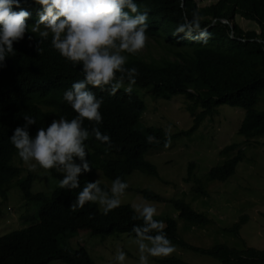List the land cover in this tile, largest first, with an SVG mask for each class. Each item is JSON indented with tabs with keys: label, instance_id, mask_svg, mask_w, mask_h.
<instances>
[{
	"label": "trees",
	"instance_id": "obj_1",
	"mask_svg": "<svg viewBox=\"0 0 264 264\" xmlns=\"http://www.w3.org/2000/svg\"><path fill=\"white\" fill-rule=\"evenodd\" d=\"M201 1L204 0H136L139 10L148 12L146 34L160 48L157 56L129 55L125 65L137 69L134 84L148 90L153 98L170 99L177 95L187 98L193 124L188 130L176 133L161 126L144 127L141 114L146 109V101L138 93H126L121 88L110 95L107 90L93 89L102 97L99 109L102 122L98 127L110 136L111 145L105 151L104 144L92 136L88 138L92 170L86 176L81 174V187L85 181L94 180L89 176L97 168L110 180L118 176L125 181L135 170L155 175V165L146 158L149 151L165 146L166 141L191 134L205 118L211 119L222 104L243 109L237 129L239 135L248 139L264 135V0H216L209 4H201ZM26 5L34 4L32 0H22L21 7ZM236 17L255 22L259 30H243ZM185 18L190 22L195 18L200 28L190 33L181 32L179 38L173 36L175 28ZM203 30H207L208 35L202 34ZM155 46L150 44L148 48ZM13 47L15 55L6 57L5 66L0 67V192L5 196L4 185L16 184L24 199L38 202L39 209L36 223L0 237V264H48L53 260L63 264H97L82 245L76 249L61 246L60 237L67 231L82 228L101 236L118 233L135 236L130 229L141 221L132 218L133 209L129 204H120L106 215L95 203L74 208L70 205L79 188L69 191L57 187L49 195L33 193L32 173L27 171L26 177H20L22 168L12 162L16 153L8 138L12 130L24 123L23 115L36 118V124L28 129L32 135L54 116L71 119L75 113L61 97L64 89L82 78V74L79 67L65 62L51 49L48 41L40 45L44 49L40 54L29 46L27 39L14 42ZM127 83L125 79L124 84ZM198 107H201L199 112L194 113ZM93 123L85 120L83 126L90 131ZM149 136L153 137L151 142L147 139ZM237 147V143L229 144L221 154L226 155ZM241 151L209 169L208 180H227L242 160ZM74 160L80 163L75 157ZM193 167L194 162H191L189 173ZM48 170L55 179L61 178L62 173ZM199 184L196 192L207 195L204 185ZM100 186L105 191L109 189L101 182ZM140 193L146 199H161L150 189H142ZM174 205L178 216L186 221L202 225L210 222L206 214L182 200L175 201ZM246 218L242 216L227 230L237 234ZM165 225L163 231L171 243L209 255L221 264H264V249H235L226 244L200 248L179 237L175 219L167 217ZM158 263L184 262L170 256L158 259Z\"/></svg>",
	"mask_w": 264,
	"mask_h": 264
},
{
	"label": "rangeland",
	"instance_id": "obj_2",
	"mask_svg": "<svg viewBox=\"0 0 264 264\" xmlns=\"http://www.w3.org/2000/svg\"><path fill=\"white\" fill-rule=\"evenodd\" d=\"M212 2L216 0H204L201 4ZM236 22L243 30H259L253 21L236 17ZM150 44L156 46L148 48ZM159 48L156 41L146 34L145 46L137 53L157 56ZM132 91L146 101V109L141 114V125L144 127L161 126L170 133H176L188 130L193 124V113L188 109L187 98L180 95L170 99L153 98L148 90L136 84L132 85ZM200 108H196L194 113H198ZM216 111L211 119L205 118L191 134L169 141L167 147L150 150L146 158L155 165L157 173L152 175L135 170L127 175L125 181L128 188L120 196L121 204L131 206L145 202L154 205L159 213L154 216L155 219L164 223L167 217L175 219L179 237L200 248L226 244L235 249H264V135L248 139L237 133L243 109L222 104ZM232 143H237L238 147L226 155L221 154L222 149ZM238 150H242V160L234 173L225 181L208 180L209 169L235 156ZM12 162L23 169L20 177H26L27 171H30L28 163L22 161L17 153ZM191 162H194V167L189 173ZM30 172L33 176V193L49 195L59 187L58 179L52 177L49 170L37 167ZM89 177L108 188L111 186L112 180L103 174L101 168L93 170ZM199 182L204 185L207 195L196 192ZM4 188L6 195L0 192V237L36 223L39 209L38 202L23 198L18 185L6 184ZM142 189L153 190L161 199L144 198L140 193ZM177 200L203 212L210 222L202 225L180 218L174 205ZM244 215L247 216L246 221L240 224L237 234L227 230ZM133 239L134 236L125 233L101 236L82 228L65 232L59 243L69 249L82 245L97 264H115L113 258L119 247L126 253L124 264H138L137 249L131 242ZM172 244L175 251L167 257H178L183 264H221L209 255ZM158 259L160 257H150L149 264H159ZM48 264L63 262L53 260Z\"/></svg>",
	"mask_w": 264,
	"mask_h": 264
},
{
	"label": "clouds",
	"instance_id": "obj_3",
	"mask_svg": "<svg viewBox=\"0 0 264 264\" xmlns=\"http://www.w3.org/2000/svg\"><path fill=\"white\" fill-rule=\"evenodd\" d=\"M21 3L22 0H0V67L5 66L6 57L15 55L14 42L27 39L29 46L40 54L44 51L40 45L48 41L50 48L65 62L79 67L82 78L74 80L62 93V101L75 113L71 119L54 116L32 135L28 129L36 124V118L23 115L24 123L12 130L9 141L20 159L28 163L30 171L37 167L55 169L62 173L59 188L80 189L71 207L96 203L106 215L120 206V196L128 184L117 176L107 191L96 179L80 186L81 174L92 170L88 138L92 136L104 144L105 151L111 145L110 136L98 127L102 122L99 110L102 97L93 89L115 95L127 79L124 91L132 92L137 69L125 65L129 55L145 46L148 12L139 10L136 0H32L34 5L24 7ZM194 28H200L199 21L194 18V22H190L185 18L175 28L173 36L179 38V33H190ZM202 34L208 35L207 30ZM85 120L94 122L90 131L83 126ZM147 139L151 142L153 137ZM74 157L79 159V164ZM131 208L132 218L141 221L130 229L135 234L131 242L137 249L138 264H149L150 257L172 254L175 246L163 231L165 223L154 219L159 214L157 208L145 202L133 203ZM113 259L115 264H124L126 253L117 247Z\"/></svg>",
	"mask_w": 264,
	"mask_h": 264
},
{
	"label": "bare ground",
	"instance_id": "obj_4",
	"mask_svg": "<svg viewBox=\"0 0 264 264\" xmlns=\"http://www.w3.org/2000/svg\"><path fill=\"white\" fill-rule=\"evenodd\" d=\"M27 2V1H26ZM148 2V1H147ZM152 4V3H151ZM183 33V32H182ZM45 48V47H44ZM139 52V51H138ZM143 52V51H142ZM137 54V53H136ZM137 60V59H136ZM52 66V65H51ZM134 66V65H133ZM26 77V76H25ZM29 80V79H28ZM27 82V81H26ZM46 84V83H45ZM51 86V85H50ZM54 113H56V112H54ZM23 115V114H22ZM51 119V118H50ZM27 168V167H26ZM85 176H86V173H85ZM84 176V177H85ZM1 177V176H0ZM24 198V197H23ZM32 201V200H31Z\"/></svg>",
	"mask_w": 264,
	"mask_h": 264
}]
</instances>
